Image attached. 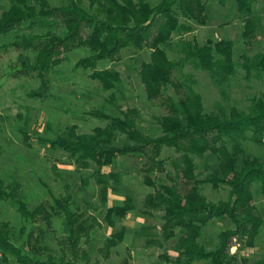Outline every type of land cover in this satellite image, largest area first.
Here are the masks:
<instances>
[{
	"label": "trees",
	"instance_id": "1",
	"mask_svg": "<svg viewBox=\"0 0 264 264\" xmlns=\"http://www.w3.org/2000/svg\"><path fill=\"white\" fill-rule=\"evenodd\" d=\"M7 1L9 7L0 11V36L23 29L30 33L0 46V53L10 48L27 50L19 56L17 74L28 75L39 82V87L32 90L29 97L40 102L58 98L53 92L50 75L63 63L64 55L77 49H86L89 55L80 59L76 68L92 71L91 79L98 81L105 91L117 89L122 77L114 69H99L101 63L121 61L126 49L150 50V61L143 63L140 69V79L150 101L162 98L164 88L175 85L174 71L189 63L208 72L217 83L238 74L235 43L228 39H210L203 45L195 39L182 40V57L173 61L168 56L175 34L188 35L194 32L195 24H207V0H160L156 5L149 0H62L61 6H52L49 0ZM217 1L225 7L229 0ZM235 1L238 11L245 15L242 39L250 41L258 32L253 9L257 0ZM36 28H47V31L35 34ZM240 67L246 79L253 74L264 75V49L246 57ZM168 107L169 114L158 119L162 134L157 137L139 129L137 109L116 116L95 110L87 114L106 122L104 127L80 134L78 127L73 125L56 137H38V141L52 150L67 153L77 172H91L89 177L82 178V186L88 187L92 180L101 186V204L106 207L104 221L111 228L136 207L131 197L113 207L107 206L109 190L114 194L119 192L124 174L105 173L103 169L115 166L119 158L146 157L144 183L154 190L145 199L146 211L163 212V238L176 240L173 246L176 257L165 256L166 264L198 261L249 264L248 260L239 261L237 253L230 254V249L234 240L239 247L253 248L264 225V220L255 213L252 193V186L256 185L264 196V157L253 155L244 145L251 140L264 146V98H253L247 111L232 107L229 113L219 116L206 113L202 97L191 90L177 102L170 100ZM17 117L23 122L19 128L23 144L30 148L31 120L28 114ZM47 129H51L49 125ZM228 143L232 144L231 148ZM165 147L178 154L172 161L176 178L172 185H157L153 175L164 171L166 162L161 155ZM2 150L0 144V156ZM180 178L184 181V190L177 182ZM206 185L216 190L227 187L228 200L218 204L210 202L204 195ZM20 191L19 183L5 187L0 180V199L12 203L20 214L25 243V248L18 246L11 225L0 223V264H10L11 258L16 264H78L86 255L80 245L84 238L85 242L90 238L98 223L96 219L85 217L68 185L65 194L59 198L53 196L49 206L40 204L34 209L22 199ZM54 217L61 220L63 242L68 247L60 257L48 254L44 259V226L51 227ZM224 217L229 218L234 227L221 232L216 249L208 251L199 240L211 221ZM28 226L30 229L26 232ZM125 235L121 231L109 238L107 251L123 242ZM69 256L71 258L67 259Z\"/></svg>",
	"mask_w": 264,
	"mask_h": 264
},
{
	"label": "rangeland",
	"instance_id": "2",
	"mask_svg": "<svg viewBox=\"0 0 264 264\" xmlns=\"http://www.w3.org/2000/svg\"><path fill=\"white\" fill-rule=\"evenodd\" d=\"M156 5L160 0H149ZM52 6L63 5L62 0H49ZM85 6L88 4L85 2ZM9 7L7 0H0V11ZM254 12L258 25L256 36L250 41L242 39L245 15L238 11L236 1L229 0L225 7L217 0H207V24L194 25V32L188 35L175 34L173 48L168 52L171 60L182 57L180 42L195 39L203 45L208 40L228 39L235 43L234 60L238 65V74L226 82H215L208 72L199 70L194 63L186 64L174 71V83L164 88L163 96L159 100H148L144 85L140 79V69L143 63L150 61V50L141 52L126 49L121 54V61L116 63L103 62L99 69H114L121 74L122 84L113 91H105L102 85L92 80V71L77 69L76 63L89 55L86 49H77L64 55L63 63L55 68L50 75L54 94L58 97L53 101L40 102L29 97V93L39 87V82L28 75L17 74L20 67L19 56L27 50L10 48L0 53V180L4 186L17 182L21 186V197L30 209L40 204L49 206L53 196L61 197L65 194V186L70 187V193L77 200V206L85 213V217L95 218L90 238L82 240L81 249L86 252L78 264H166L165 256L175 259L173 246L176 240L165 241L162 226L164 224L161 211L147 212L145 199L153 193V189L144 183V164L146 157L127 156L119 158L115 166L104 168L105 173L120 172L124 176L118 187V193L108 192V207H113L126 197H131L136 209L128 214L114 228L109 227L104 216L106 207L101 204V186L93 180L88 187H83L82 178L89 177L90 171L77 172L76 166L68 159V154L61 150H52L48 145L38 141V137H56L67 127L77 126L78 133L89 134L96 127H104L106 122L100 121L88 112L104 110L107 114L116 116L129 109H137L139 129L153 137L162 134L158 119L169 114V101H179L193 90L202 97L205 112L223 116L232 107L247 111L255 97L264 98V75L253 74L246 79L241 65L246 57L261 53L264 49V0H257ZM47 28H36L35 34H42ZM29 30L23 29L7 36H0V46L8 44L20 35H28ZM178 86V87H177ZM28 114L30 118L29 132L32 135V146L26 147L19 128L23 122L17 117ZM50 126V130L47 126ZM251 134H248L250 138ZM245 147L255 156L264 157V146H258L251 140L244 142ZM231 148L232 144L228 143ZM178 157L174 149L164 148L161 159L165 160L164 171L153 175L157 185H172L175 170L172 164ZM56 167V169H55ZM181 190L184 181L178 179ZM255 213L264 220V196L258 186H252ZM204 195L215 204L227 201L229 189L227 187L213 189L204 186ZM11 225L15 242L25 248L23 239V220L12 203L0 199V223ZM234 227L227 217L214 219L205 228L199 240L208 251H214L218 245L221 232ZM30 226L26 228L28 232ZM124 231V241L116 248L107 251V240L115 233ZM39 237V235H37ZM61 220L54 217L51 227L44 226L42 247L43 258L48 254L60 257L68 244L63 242ZM237 253L238 260H248L249 264H264V225L261 227L255 246L248 248L233 241L230 254ZM71 257H67L70 259ZM2 257L0 256V261ZM10 264H16L13 258ZM194 264H209L198 261Z\"/></svg>",
	"mask_w": 264,
	"mask_h": 264
}]
</instances>
